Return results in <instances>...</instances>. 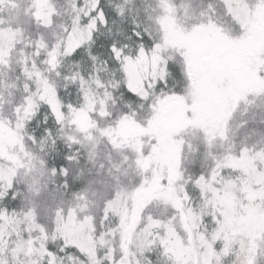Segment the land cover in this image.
<instances>
[{
	"label": "snow or ice",
	"instance_id": "1",
	"mask_svg": "<svg viewBox=\"0 0 264 264\" xmlns=\"http://www.w3.org/2000/svg\"><path fill=\"white\" fill-rule=\"evenodd\" d=\"M46 6L54 11L50 2ZM34 7L35 12L26 8L24 15L31 14L46 26L50 21L41 16L39 0ZM71 8L74 23L85 21L84 39L72 47L61 42L51 50L42 37L33 42L35 55L17 61L21 100L15 105L9 101L10 117L0 116V132L10 130L16 138L17 157L14 162L0 153V169L11 177L0 175V224L10 217L23 218L29 225L26 241L15 227L0 232V264H36L31 260L34 254L39 264H264V188L252 184L255 193L238 192L231 206L221 202L226 189L251 183L237 162L264 161V131H245L237 145V134L248 122L232 127L241 104L251 107L255 99L264 98V71L257 72L258 83L238 84L218 59L219 45L243 42L249 22L264 18V0H208L198 11L183 0H156L154 7H146L144 21L134 19L126 34L116 33L132 41L131 46L112 38L109 27L114 22L110 15H124L122 6L110 10L102 0L88 4L80 0ZM170 19L178 39L169 30ZM101 28L109 36L102 55L93 47ZM205 32L212 47L198 50L197 38ZM41 50L45 58L38 64ZM8 54L0 52L5 69L11 67L3 59ZM61 57L75 70L62 73ZM84 62L88 67L82 70ZM133 62L138 68L134 79L128 75ZM102 72L109 78H102ZM61 79L63 85L58 84ZM206 82L212 86L214 103L203 113L199 102ZM69 85L75 89L74 97ZM171 102L183 105L179 123L161 134L159 122ZM80 117L87 119V127H79ZM129 125L137 130L135 137L124 135ZM65 127L78 135H60ZM253 135L259 140L249 145ZM100 143L121 159L115 161L108 154L104 178L85 180L84 170L76 167L81 149L86 161H94ZM37 148L50 156L38 160L50 177L42 183L35 177L26 179L35 170L32 150ZM96 175L100 176L99 169ZM256 175L264 184V168L257 167ZM93 204L98 215L89 211ZM155 205L168 214H154ZM189 214L193 223L182 227ZM72 220L79 223L80 232L70 240L61 225ZM78 240L90 243L92 252ZM174 240L195 248V261L178 255ZM20 252L29 260L21 259Z\"/></svg>",
	"mask_w": 264,
	"mask_h": 264
},
{
	"label": "trees",
	"instance_id": "2",
	"mask_svg": "<svg viewBox=\"0 0 264 264\" xmlns=\"http://www.w3.org/2000/svg\"><path fill=\"white\" fill-rule=\"evenodd\" d=\"M80 2V0H50V3L54 7V11L51 12L50 22L45 26L43 24L38 23L34 17L30 15H24V10L26 8L31 7V11L35 12L36 8L35 0H0V49H3L2 52H8L9 54L5 56L3 59L10 62L11 67L5 69L2 64H0V116L10 117L12 108L11 105H15L20 102L23 89L21 80L17 79L19 74L20 65L17 61H22L26 56L35 55V42L36 40L43 38V42L47 44L48 50H51L53 46L59 47L61 42L64 46H67V32H65V28L69 29L74 21V17L72 14L71 5L73 3ZM103 4L108 7L110 10L114 8L116 5H120L124 8V15L122 17L113 18L111 15L109 16L110 22L109 27L112 30V38L119 39L121 42L128 43L132 45V41L125 40L123 35L117 36L116 33L118 31H122L125 34L128 29H130L132 22L134 19L144 21L146 12L145 9L148 6H155L156 0H102ZM177 2H181V0H177ZM185 3H190L193 8L199 10V6L204 3L206 4L208 0H183ZM213 3H217V0H213ZM150 10V8H149ZM170 32L173 30L175 32V21L174 19H170L168 22ZM254 28H256V40L255 41H263L264 42V18H258L255 21L249 22V35L248 38L244 41L250 40L254 35ZM19 30V31H18ZM176 35V33H175ZM201 35H209L207 32L202 33ZM109 38L108 33L105 29L101 28L100 32L97 33L96 36V44L93 46L94 50L98 54L104 53V43ZM3 41V43H2ZM2 43V44H1ZM242 43V42H240ZM14 44V47H11ZM237 48H243L239 46V44H234ZM230 46V45H227ZM45 58V52L41 50V54L37 59V63L39 64L40 60ZM62 66L60 67V71L71 72L75 70V65L71 64L70 61L66 58L61 57ZM99 66V65H98ZM41 68L44 65H40ZM88 64L86 62L82 63V70L87 68ZM102 78L108 79V73H101ZM54 78V74H53ZM64 80H59L58 84L63 85ZM69 90L72 92L73 97L76 95L75 89L72 85H69ZM11 93V95H9ZM117 97H119V93H115ZM252 99V97H249ZM11 101V105L9 104ZM259 99L254 100V104L251 107H248L244 104H241L240 108L236 111L233 119H232V127L236 128L237 125L241 124L242 121H247V129H241L237 134L236 141L237 145L244 139V132H251L252 129H259L260 131H264V123H261L262 119H264V112L259 111ZM120 103L118 101L116 108L120 107ZM247 107V112H245V108ZM43 116L44 113H40V117L38 118L39 125L43 124ZM88 126V121L84 117L79 118V126ZM133 127V126H131ZM60 135H78L72 128L65 127L63 132ZM189 136H192V133H189ZM259 140V136H251L250 139L247 140L248 144H253ZM60 148H64L66 150V146L61 144ZM35 153L36 159L33 161L35 164V170L31 173V176L26 178L30 179L31 177H35L41 183L45 180H49L45 169H43L38 162L39 157L43 156L45 159H49L50 156L45 153H40L39 149L32 150ZM97 155L94 161H86L84 156V149H81L80 154V164L76 166L77 168H82L84 170V178L87 179H103L106 169L108 167V161L106 156L111 154L115 161L121 159V157L112 152L110 146L105 143H100L95 149ZM217 151H222V149H217ZM190 158V157H189ZM17 159V158H16ZM15 162V161H14ZM103 164L104 169H100V165ZM100 170V176H97V170ZM89 170H91V175H89ZM75 171V169H74ZM41 172L44 174L41 175ZM11 179V177H10ZM23 185L21 184L20 187ZM93 187H98V185H93ZM89 199L96 200L97 197H94L89 192ZM166 211L164 207L161 205H155L152 208L154 214L158 215L157 211ZM89 211L93 214H99L97 207L93 205H89ZM162 212V211H161ZM12 219V218H11ZM40 219V217H37ZM17 220L20 222L17 223ZM14 220L21 228L26 229L29 227L23 218H17ZM49 224V239L48 242L52 243V239L54 238L51 235V224ZM80 225L77 221L72 220L67 223L61 225L62 231L67 232L68 230H76ZM80 230V229H79ZM87 231V229H85ZM76 232V231H75ZM75 232L69 234L70 237L76 239L78 237V233L75 237ZM33 234V233H32ZM36 235V233H35ZM79 243H85L91 250H93V246L90 243H86L84 241L78 240Z\"/></svg>",
	"mask_w": 264,
	"mask_h": 264
},
{
	"label": "rangeland",
	"instance_id": "3",
	"mask_svg": "<svg viewBox=\"0 0 264 264\" xmlns=\"http://www.w3.org/2000/svg\"><path fill=\"white\" fill-rule=\"evenodd\" d=\"M41 7L39 9L41 16L47 18L50 20L51 12L49 8L46 6L47 3L50 2V0H39ZM85 4L92 3L93 0H83ZM37 3V0H35V4ZM85 23V21H80L79 24L74 23L72 26L68 29L67 33V47L75 46L78 42H80L82 39H84V33L81 30L82 25ZM254 35L253 37L246 41H243L242 43H238L239 46L243 48H237L235 45L230 46H223L219 45L218 49L220 52L219 56V62L225 66L229 73L232 75L236 83L238 84H256L259 82L260 78L257 76L258 71H264V42L263 41H255L256 39V28H254ZM172 35L175 38H179V34L171 31ZM176 33V35H175ZM3 43V41H2ZM1 43V44H2ZM131 46V44H129ZM196 47L199 50L201 47H212L210 44L209 35H200L197 38L196 41ZM3 49H0V52H2ZM138 72L137 64L131 63L129 64L128 68V75L130 78H135ZM201 99L199 102V110L203 113H208L213 106L214 103V95L212 86L210 83L206 82L201 89L200 93ZM253 99V98H252ZM259 111L264 112V98L259 99ZM183 105L178 102H171L168 104V106L164 110V114L159 122V130L161 134L166 133V131L179 123V117L182 112ZM79 127L84 128L87 126L80 125ZM124 135L129 137H135L137 134V130L135 127H131V125L127 126L124 130ZM15 145H16V138L11 133L10 130H4L3 132H0V153H3L6 155L9 159H12L13 161H16V153H15ZM252 145V144H249ZM7 146V147H6ZM259 147V145H257ZM167 154V149H165V155ZM237 167L241 168L242 170H246L247 174L251 180V183L242 184L238 189L235 187L226 189L222 196H221V202L225 203L228 206H231L234 204L235 200L237 199V193L243 194L245 196L250 195L251 193H255L257 189L252 187V184H260L262 188H264V184H261V179L256 175L257 167L264 168V161H257L256 163H250L248 161L243 162H237ZM0 175L6 176L10 180V176H8V173L4 169H0ZM161 206V205H159ZM162 211V212H161ZM158 215H167L168 212L160 210L157 211ZM193 223V219L191 214L186 215L183 217L182 220V227L190 226ZM13 227L16 228L17 231L22 232L23 240L26 241L28 239V232L21 228L13 219L5 218L4 223L0 224V232H4L6 229L11 230ZM80 227L76 230H68L67 232H63L64 235L68 239H73L70 237L69 234H72L75 232V237H77V233L80 232ZM132 229L129 230V234H131ZM32 235H35V232H33ZM55 238V237H54ZM53 238V239H54ZM16 235L15 232L12 233V240L16 241ZM53 239L51 241H53ZM17 243H21V241H17ZM174 246L177 249L178 255H189L190 258L195 261L197 256V250L195 248L193 249H187L182 247L178 241L174 240L172 241ZM82 246H84L90 253L92 250L86 246L85 243H81ZM14 246V245H12ZM25 251H26V246ZM97 248H99V244L96 245ZM21 259L24 261L29 260V256L24 255L23 252L19 253ZM155 258V255L153 256ZM31 260L35 261L36 264H39V261L37 259V255L34 254L31 256Z\"/></svg>",
	"mask_w": 264,
	"mask_h": 264
}]
</instances>
